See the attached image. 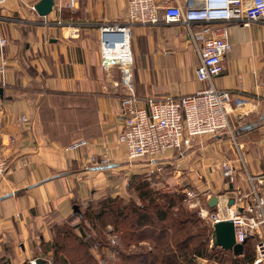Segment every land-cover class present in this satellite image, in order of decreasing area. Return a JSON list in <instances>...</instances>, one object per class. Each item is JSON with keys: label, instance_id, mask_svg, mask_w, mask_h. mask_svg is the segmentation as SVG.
I'll list each match as a JSON object with an SVG mask.
<instances>
[{"label": "crops", "instance_id": "0c3cea01", "mask_svg": "<svg viewBox=\"0 0 264 264\" xmlns=\"http://www.w3.org/2000/svg\"><path fill=\"white\" fill-rule=\"evenodd\" d=\"M39 1L6 0L0 10V30L7 37L0 96V152L7 164L0 180V264H22L36 238L50 239L48 225L71 214L72 199L85 198L113 170L124 171L125 146H116L124 95L132 93L139 105L145 98L190 95L207 86L196 78L198 52L181 21L129 23L128 0H75L73 10L65 8L67 0H53L51 12L40 16L34 8ZM165 1L183 5V0H154L158 6ZM114 25L128 28L131 91L121 84L123 66L100 62L101 29ZM228 39L224 71L213 85L231 94L227 133L235 170L224 199L210 195L209 200L217 197L216 207L238 193L243 179L264 173L256 165L252 174L242 151L247 136L264 138V19L232 23ZM23 114L28 122L18 127L16 118ZM246 126L254 128L244 132ZM79 138L88 145L70 148ZM104 155L112 168L96 170ZM211 175L221 188L223 172L219 180ZM210 186L206 180L205 188Z\"/></svg>", "mask_w": 264, "mask_h": 264}, {"label": "built area", "instance_id": "2783aa9c", "mask_svg": "<svg viewBox=\"0 0 264 264\" xmlns=\"http://www.w3.org/2000/svg\"><path fill=\"white\" fill-rule=\"evenodd\" d=\"M6 0H0V8ZM170 4L165 1L158 6L154 0H128L126 20L129 23L156 24L160 20L165 22L181 21L187 36L194 43L199 56L196 78L206 82L207 86L190 95L165 98H145L138 105L137 98L128 93L120 99L119 118L121 127L116 136V146H125V155L129 163L143 161L145 164H156L163 156L172 152H179L191 146L192 142L202 136L216 135L231 129L229 110L227 105L231 101V94L226 89H218L213 85V79L224 71L223 57L230 50L228 39L229 26L232 23L249 25L251 22L264 19V0H183ZM65 8L73 10L75 0H67ZM200 26L195 28L194 23ZM102 33L118 30L123 34L120 42L108 43L101 41V65L123 66L122 86L129 91L131 75L129 73L132 55L129 45V32L126 26H103ZM125 34L128 35L129 48L127 59L121 64L117 59L112 62L105 60L107 49L117 43H124ZM7 44L6 34L0 30V76L1 84L5 87L4 73L6 61L3 48ZM28 118L23 114L16 118L15 124L23 127ZM1 136V131H0ZM13 141V138H9ZM88 145L84 138L74 140L69 147L79 149ZM240 146L237 147L240 153ZM181 156V155H180ZM166 159V157H164ZM101 163L108 164L107 155L102 156ZM7 168L6 160L0 152V180ZM223 175L233 177L234 166L231 160L220 163ZM249 177V175H248ZM257 180L264 189V173ZM193 197L191 192H186ZM250 194L253 195L251 200ZM235 193L233 204H225L226 213L211 215L212 225L220 220H229L234 226V241L242 243L247 239H255L254 254L250 264H264V194L259 195L255 189L251 193ZM229 198H227V203ZM241 208V211H239ZM34 264V261L31 262Z\"/></svg>", "mask_w": 264, "mask_h": 264}, {"label": "rangeland", "instance_id": "374dc122", "mask_svg": "<svg viewBox=\"0 0 264 264\" xmlns=\"http://www.w3.org/2000/svg\"><path fill=\"white\" fill-rule=\"evenodd\" d=\"M0 10H2V8H0ZM2 54L3 57L6 58L4 48ZM116 69L119 68L116 67ZM0 87L2 89L5 88L2 86L1 81ZM261 132L262 134H264L263 131ZM216 135V137L214 135L202 136L193 141L190 147L179 152L166 154L162 157V159H160L161 161H158L159 163L156 164H145V162L141 161L129 163L126 159V155H124L123 160L120 161L122 162V164L120 165L122 166L124 171H118V173H115V171L113 170L111 175H106L104 178H102L101 181L97 183V186H92L93 191H89L86 194L85 198L77 199V197H75L74 199H72L71 203L72 205H79V212L80 210L81 212H83L87 208L93 210L94 207H96L98 201H101L107 197H119L125 204L129 202L140 204L142 202L141 196L146 193H148L146 194L147 199L144 202H146L150 198V196L151 198H153L154 196L158 197L162 193L175 196L179 195L180 197L177 196L176 206L172 209V211H177L179 208H182L184 210H188L191 213H195V216L200 219V225L197 226V231L195 232H199L200 227H204V230L202 231L203 236L200 235L202 236V239L199 238V240H206L204 242V246L211 254L213 249L217 247L212 245L211 229L213 230V225L211 222V215L217 213L225 214L226 210L225 206H214L212 207L214 209H211L210 207H208L207 201L209 200L210 195L222 196V199H224V195L231 191L232 188H230L228 185L229 183H231L230 178L223 176L224 180L221 181L222 187L220 188L221 185L217 186L215 180L211 179L210 177L212 176L211 173L213 172L216 178L217 176L220 177V175L222 174V169L218 166L219 162L224 158L231 160L234 153V145L232 141L228 139V133L220 132ZM238 141L241 140L239 139ZM259 141L255 140L254 137L247 136L244 141L245 144H243L242 148L244 155H248L246 158L248 162L247 164L252 174H255L253 172L256 171V165L259 168L261 167L260 169H264V138L261 142ZM164 157H166V159H164ZM106 165L107 164H103L101 163V161H99L98 165H96L99 167H97L96 170L104 169L105 167L103 166ZM114 166L117 165L114 164ZM239 169L243 171V167H240ZM123 172H126L124 173V176ZM217 172L219 174H217ZM219 177L217 178L218 180ZM236 177L237 176L234 177L235 181ZM206 180H208L209 184L211 185L209 189L205 188ZM250 185L251 184L249 183L248 179L247 181L246 179H243L241 183H238V186L240 187L239 191H241L242 193H249L250 191H252V187ZM254 185L259 193L264 192V189L259 186L257 180L254 181ZM97 189L100 190L98 191ZM186 192H191L193 197H189ZM155 200H159V202H161L160 199ZM73 213L78 212H74L72 207L71 215ZM80 220L81 219L75 217V219L71 223L70 221L68 223L65 222L66 220H64L63 222L59 223V225L53 226L51 228V230L53 231V233H51L52 236L54 235L55 237L57 229H61L64 226L72 228V226H74L75 224H80ZM106 220L110 219H108L107 217L105 221ZM81 224L86 231V237L84 238H96L98 237V235H100L104 236L105 240L110 244H118L121 246V240L119 239L117 232H113V228L111 225L102 226V223L97 222L96 226L94 228H91L88 224V221L86 220L84 222L82 221ZM62 237L63 236H60L58 241H60ZM36 240L37 241H35L33 246L31 247L32 250H30L29 256H25V259L22 261V263L26 261L31 264V262L34 261V264H38L37 258H39V260L40 258H43L44 260H47L45 264H50L52 261L51 259L54 256L53 250L55 247H51L49 245L48 248L51 251L45 253L43 252V248L41 246V240L38 238H36ZM195 242L196 240L192 241V244ZM74 243L75 241H73L72 238L68 239V245L71 246L73 251L76 250V248L73 249L72 247L73 245H75ZM144 245L147 249L150 248V244L144 241L138 244L132 243L127 246L128 248L124 247V250H127L128 252H135ZM77 253H81V250L77 249V252H75V254ZM89 253L96 260H100L102 256L105 259V264L106 262L110 264L117 260L115 258V255L111 253L107 248L99 250L95 249V247H90ZM55 255L58 258V264H60V257H66L67 260L71 258V253L59 249V247L57 248ZM243 255L244 254H241L235 262L230 260L228 254L224 257L220 256L219 254H215L211 259L201 257H196L194 259H196L198 264H248L249 260L243 259ZM97 263L102 264V262L99 261H97Z\"/></svg>", "mask_w": 264, "mask_h": 264}, {"label": "trees", "instance_id": "16d2710c", "mask_svg": "<svg viewBox=\"0 0 264 264\" xmlns=\"http://www.w3.org/2000/svg\"><path fill=\"white\" fill-rule=\"evenodd\" d=\"M253 128L249 127L243 131L245 132ZM146 194L141 196L142 202L140 204L135 202L125 204L119 197H107L98 201L93 210L90 208H87L83 212L80 210V212L70 214L60 222L49 224L47 228L50 239L48 241L41 239L43 252L48 253L51 251L48 248L49 245L55 247L52 261L48 263L58 264V258L55 255L58 247L71 253L69 260L66 257H60V264H98L97 261L105 264V259L102 256L100 260L93 258L89 253L90 247H95V249L99 250L107 248L113 253L117 260L110 264H198L194 258L211 259L215 254L223 257L228 254L230 260L233 262L241 254H244L243 259L249 260L248 264L251 263L254 254V243L251 239L245 241L240 254H234L231 250L218 246L210 254L204 246L206 240H199V238L202 239L204 227H200V231L195 232L197 231V226L200 225V219L195 216V213H191L182 208H179L177 211H172L176 206L177 196L179 195L175 196L162 193L158 197L154 196L151 198L150 196L144 202L147 199ZM155 199H160L161 202ZM78 208L80 209L79 205ZM210 208L214 209L212 207ZM75 217L81 219L80 224H75L72 228L64 226L56 230L55 237L54 235L52 236L51 233L53 231L51 228L53 226L59 225L64 220H66L65 222L69 223L70 221L71 223ZM107 217L110 220L105 221ZM85 220L88 221L91 228H94L97 222L102 223V226L111 225L113 232H117L121 240V246L118 244H110L105 240L104 236L100 235L96 238H84L86 237V231L81 223ZM60 236L63 237L58 241ZM69 238L75 241V245L72 246L73 249L76 248L74 251L77 252V249H80L81 253L75 254L71 246L68 245ZM195 240L196 242L192 244V241ZM144 241L150 244V248L147 249L144 245L135 252L124 250V247L132 243L138 244ZM42 259L40 258L38 264L46 263L47 260ZM22 264H29V262L25 261Z\"/></svg>", "mask_w": 264, "mask_h": 264}, {"label": "water", "instance_id": "95a60500", "mask_svg": "<svg viewBox=\"0 0 264 264\" xmlns=\"http://www.w3.org/2000/svg\"><path fill=\"white\" fill-rule=\"evenodd\" d=\"M53 0H40L35 6L36 12L40 16H46L48 15L53 7ZM123 39V34L118 30H113L110 32H104L102 33V40L108 43L112 42H120ZM3 90L0 87V96H2ZM249 126H246L248 128ZM105 168L110 167L103 166ZM234 202V199L232 196H230L229 201L227 203L228 206H231ZM217 205V197L213 196L209 202L208 206L213 207ZM73 211L79 212V208L76 204L73 205ZM239 211H241V208H239ZM211 239H212V245L213 246H219L223 249L231 250L234 254H240L243 249L242 243H235L234 241V226L233 223L229 220H220L213 224V230L211 233ZM39 259L37 260V263H39Z\"/></svg>", "mask_w": 264, "mask_h": 264}, {"label": "bare ground", "instance_id": "6f19581e", "mask_svg": "<svg viewBox=\"0 0 264 264\" xmlns=\"http://www.w3.org/2000/svg\"><path fill=\"white\" fill-rule=\"evenodd\" d=\"M128 35L125 34L124 43H117L114 47L107 49L105 53V60L107 62H112L114 59H117L121 64L127 59L129 48L127 46ZM228 109V107H227ZM220 216H222L220 214Z\"/></svg>", "mask_w": 264, "mask_h": 264}]
</instances>
